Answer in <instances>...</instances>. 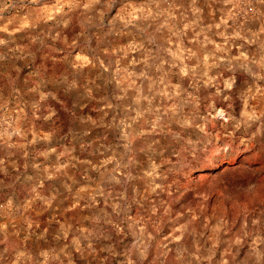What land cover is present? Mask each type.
I'll return each mask as SVG.
<instances>
[{
    "label": "clouds",
    "instance_id": "obj_1",
    "mask_svg": "<svg viewBox=\"0 0 264 264\" xmlns=\"http://www.w3.org/2000/svg\"><path fill=\"white\" fill-rule=\"evenodd\" d=\"M210 151L264 162V0H0V264H264Z\"/></svg>",
    "mask_w": 264,
    "mask_h": 264
},
{
    "label": "rangeland",
    "instance_id": "obj_2",
    "mask_svg": "<svg viewBox=\"0 0 264 264\" xmlns=\"http://www.w3.org/2000/svg\"><path fill=\"white\" fill-rule=\"evenodd\" d=\"M50 71L56 72L55 64ZM209 166L195 173V179L202 186L210 185L215 180L224 181L226 177L234 181L235 177L249 165L253 168H264V162L260 161L255 153H234L231 156L216 155L214 151L208 153Z\"/></svg>",
    "mask_w": 264,
    "mask_h": 264
}]
</instances>
